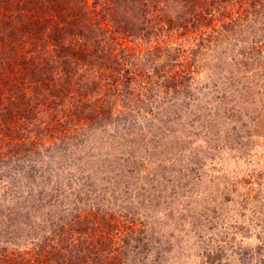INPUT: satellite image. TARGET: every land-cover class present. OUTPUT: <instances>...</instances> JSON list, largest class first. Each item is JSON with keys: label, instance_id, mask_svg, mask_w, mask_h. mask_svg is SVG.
<instances>
[{"label": "rangeland", "instance_id": "1", "mask_svg": "<svg viewBox=\"0 0 264 264\" xmlns=\"http://www.w3.org/2000/svg\"><path fill=\"white\" fill-rule=\"evenodd\" d=\"M217 5L182 31L172 2L173 30L124 42V100L0 158V264H84L89 228L117 251L100 264H264V0Z\"/></svg>", "mask_w": 264, "mask_h": 264}, {"label": "trees", "instance_id": "2", "mask_svg": "<svg viewBox=\"0 0 264 264\" xmlns=\"http://www.w3.org/2000/svg\"><path fill=\"white\" fill-rule=\"evenodd\" d=\"M176 1L182 3L176 17L183 21L177 23L182 31L222 19L218 0H93L92 9L87 0H0V158L23 155L58 129L60 135L72 131L86 112L92 111L93 117L124 100L123 88L134 74L126 69L134 54L124 42L151 34L161 38L173 30L174 23L167 19ZM182 73L174 81L181 88L176 93L191 90L196 70ZM105 114L100 111L98 116ZM77 234V257L72 259L100 264L117 252L103 230ZM33 255L10 258L44 264L43 257L31 263ZM121 259L108 264H121ZM210 263L221 264V257Z\"/></svg>", "mask_w": 264, "mask_h": 264}]
</instances>
